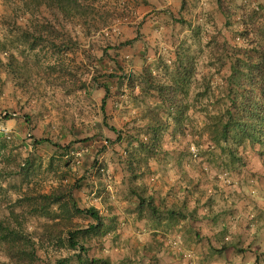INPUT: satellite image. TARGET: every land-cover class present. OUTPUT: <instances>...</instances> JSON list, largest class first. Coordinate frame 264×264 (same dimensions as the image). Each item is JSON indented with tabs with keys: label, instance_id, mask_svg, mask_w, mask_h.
<instances>
[{
	"label": "rangeland",
	"instance_id": "rangeland-1",
	"mask_svg": "<svg viewBox=\"0 0 264 264\" xmlns=\"http://www.w3.org/2000/svg\"><path fill=\"white\" fill-rule=\"evenodd\" d=\"M73 3L77 12L65 17L51 0H0V217L28 188L48 192L74 185L80 208L94 206L117 217V238L90 245V255L108 256L114 264H198L199 250L187 242L196 239L194 230L208 234L211 218L202 215L212 206L219 214L210 226L214 231L223 220L233 235L237 224L258 227L260 239L251 249L264 264V145H251L236 132L215 145L208 137L215 116L229 105L228 85L246 87L240 71H247L249 61L264 65V0ZM177 53L190 57L191 73L179 92L183 110L169 107L166 119L168 107L142 73L146 68L155 79L171 78ZM10 66L19 68L18 75ZM147 106L158 110L168 128L162 152H144L147 165L132 179L123 160L138 149L133 135L147 121L141 115ZM132 189L161 208L184 205L186 218L163 210L161 220L136 219ZM25 217L27 231L48 222ZM74 221L86 225L90 219L80 215ZM189 221L190 232L181 228ZM243 232L245 246L252 232ZM162 237L154 260L151 252L142 254ZM59 244L44 242L40 257L53 263L72 256L73 264L77 250ZM165 248L172 252L165 254ZM0 264H8L2 251Z\"/></svg>",
	"mask_w": 264,
	"mask_h": 264
},
{
	"label": "trees",
	"instance_id": "trees-1",
	"mask_svg": "<svg viewBox=\"0 0 264 264\" xmlns=\"http://www.w3.org/2000/svg\"><path fill=\"white\" fill-rule=\"evenodd\" d=\"M51 2L59 8L65 17L74 16L78 10V5L73 3V0H51ZM130 42L131 40L126 41V43ZM0 50H3L1 42ZM177 54H179L178 63H174V74L171 78L155 79L146 68L142 73L143 82L151 84L156 90L161 103L168 107L166 108V119L169 114H172L169 107L175 108L179 112L183 110V99L179 97V92L182 93V82L187 80L191 73L189 68L190 57L185 53ZM249 63L251 65L247 66L246 72L240 71L246 87L239 88L235 85H228L229 105L215 116L217 122L209 127L208 137L214 145L219 144L221 141L227 142L233 132H236L239 137L247 140L251 145H264V65L262 62L249 61ZM11 71L18 75L19 68L12 66ZM254 83L257 87L254 86ZM102 84L107 92L109 86L105 83ZM104 106L105 98L102 99L101 104L103 112ZM141 113L142 118H146L147 121L141 126V130L133 135V140L137 143L136 148L138 149L134 153H129L128 157L123 160L125 171L132 179H137L143 172L139 170H141L140 166L147 165V156L162 152L161 139L163 132L168 128L167 120L160 115L156 108L147 106ZM173 118L174 124L178 127L181 124V113L173 114ZM109 128L116 131L114 127ZM41 141L48 140L39 139L36 142ZM144 152H148V155L146 156ZM230 153L233 156L232 158L235 157L240 160L239 157L235 156L233 150H230ZM73 189L74 185L69 187L59 185L48 192H39L33 190V188H28L15 199L8 214L0 217V251L5 253L8 264H71L72 256L61 257L53 263L44 261L40 257L39 249L43 248L44 242L51 241L60 242V246L65 243L68 249L77 250L75 256H73V264H114L108 256H92L89 251L90 245L101 244L106 236L110 235L112 239L117 238L115 232L117 227L116 215L113 213L102 215L94 206L80 208L74 199ZM132 192L138 198L135 211L136 219L149 218L158 221L163 218L161 215L163 210L171 217L185 219L187 216L184 205L161 208L154 204L151 197L144 196L140 189H132ZM210 202L212 201L209 199L205 200V203L209 205ZM53 206H55V209H52ZM17 208H19V211H16ZM197 210L194 206V214L197 213ZM26 214L45 218L48 222L40 224L41 229L33 232L27 231L25 226ZM80 215L88 217L90 221L86 225L78 224L74 221V218ZM202 216L205 219L211 218L207 220L209 223L206 224L210 232L204 234L203 237H199V239L205 238L207 240L212 253L221 254L227 249H233L238 254H254L255 264L262 262V258L255 251V248L251 249V246L258 243L260 239L258 227L253 230L252 226L239 227V224H237L238 233L233 235L234 232H231L224 220L220 230L217 228L214 231L210 227L219 220V214L213 211L212 206ZM181 228L190 232L189 230L193 229L191 221L189 223L184 222ZM154 230L156 229L154 228ZM245 230L251 231L252 237H249V241L245 246H242L240 239L243 238V234H245L243 231ZM194 231V234H199L196 230ZM162 244L163 237L153 239L147 247L143 248L142 254L145 256V252H151L149 259L154 260L156 258L155 252L160 249ZM116 264L125 263L121 261Z\"/></svg>",
	"mask_w": 264,
	"mask_h": 264
},
{
	"label": "crops",
	"instance_id": "crops-1",
	"mask_svg": "<svg viewBox=\"0 0 264 264\" xmlns=\"http://www.w3.org/2000/svg\"><path fill=\"white\" fill-rule=\"evenodd\" d=\"M208 232H210V231H208ZM194 237L196 239L191 240L190 242H187V244L190 247L189 249H191L193 251L199 250V254H198L199 257L198 258L195 257L198 264H245L247 262L246 258H248V257H249L248 258L249 259L248 264H250V263L255 264V261H254L255 256L252 253H250V254L246 253L245 255L237 254V253H233V249H227L224 252H222L221 254L212 253V251L208 249L209 247L208 248L205 247V245L206 246L208 245L207 240L205 238L204 239L206 241L204 244L203 239H199V237H201V236H199V234L198 235L194 234ZM197 247H199V249H197ZM166 249H167V253H165V254H169V252H172L169 250V248H166ZM230 255H232V256H230ZM186 263H188V262H186Z\"/></svg>",
	"mask_w": 264,
	"mask_h": 264
}]
</instances>
